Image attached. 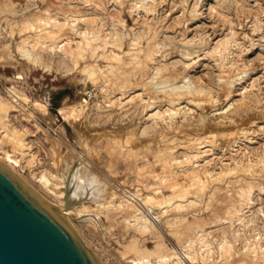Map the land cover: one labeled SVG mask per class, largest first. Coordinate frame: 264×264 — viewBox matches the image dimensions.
<instances>
[{
    "label": "rangeland",
    "instance_id": "374dc122",
    "mask_svg": "<svg viewBox=\"0 0 264 264\" xmlns=\"http://www.w3.org/2000/svg\"><path fill=\"white\" fill-rule=\"evenodd\" d=\"M0 161L104 264H264V0H0Z\"/></svg>",
    "mask_w": 264,
    "mask_h": 264
},
{
    "label": "water",
    "instance_id": "95a60500",
    "mask_svg": "<svg viewBox=\"0 0 264 264\" xmlns=\"http://www.w3.org/2000/svg\"><path fill=\"white\" fill-rule=\"evenodd\" d=\"M46 202L0 163V264H104Z\"/></svg>",
    "mask_w": 264,
    "mask_h": 264
},
{
    "label": "bare ground",
    "instance_id": "6f19581e",
    "mask_svg": "<svg viewBox=\"0 0 264 264\" xmlns=\"http://www.w3.org/2000/svg\"><path fill=\"white\" fill-rule=\"evenodd\" d=\"M187 51V50H186ZM226 70V69H225ZM222 76V75H221ZM225 76V75H224ZM188 88V87H187ZM194 90H195V88H194ZM230 90V89H229ZM228 92V91H227ZM179 95V94H178ZM180 96V95H179ZM24 97V96H23ZM181 97V96H180ZM25 98V97H24ZM175 99H176V97H175ZM180 100V99H179ZM176 102V101H175ZM179 107V106H178ZM60 109H62V111L64 112V110H65V107H61ZM75 109V108H74ZM177 110H179V109H177ZM235 133V132H234ZM239 133V132H238ZM233 134V133H232ZM196 145H198L197 143H196ZM193 147H195V145L193 146ZM199 147V146H198ZM10 154H12V153H10ZM8 157H10V156H8ZM9 161V160H8ZM0 163H2V164H4V165H6V166H8L9 168H11L10 166H9V163H7V162H5V161H0ZM12 169V168H11ZM92 182L91 183H89V190H90V188H93V186H92ZM91 191L92 190H90L89 191V199L91 198ZM162 191V190H161ZM164 196V195H163ZM93 197V196H92ZM165 197V196H164ZM93 198H95V196L93 197ZM166 199V198H165ZM175 199V198H174ZM67 200H68V205H64L63 207L62 206H58L57 204V207H56V209H59V208H64L65 207V211H64V215L66 214V215H69L70 216V213H71V210H72V208L70 207V203H71V199L69 198V197H67ZM139 200V199H138ZM147 200V199H146ZM46 201V200H45ZM168 201V200H167ZM47 203V202H46ZM49 203V202H48ZM47 203V204H48ZM148 203V202H147ZM158 203V202H157ZM171 203V202H170ZM177 204V203H176ZM153 208V207H152ZM178 250V249H177ZM180 251V250H179ZM166 254V253H165ZM183 256H184V254H183ZM186 257V256H185ZM167 256L166 255H162L161 256V258L159 259V262H157V263H155V264H166V262H167ZM143 260V258H141V259H136V260H134L135 261V263L136 264H140L141 263V261Z\"/></svg>",
    "mask_w": 264,
    "mask_h": 264
}]
</instances>
